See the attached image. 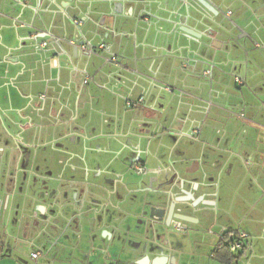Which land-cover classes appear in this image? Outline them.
<instances>
[{
	"label": "crops",
	"instance_id": "obj_1",
	"mask_svg": "<svg viewBox=\"0 0 264 264\" xmlns=\"http://www.w3.org/2000/svg\"><path fill=\"white\" fill-rule=\"evenodd\" d=\"M263 88L264 0H0V132L66 157L0 173V264H264Z\"/></svg>",
	"mask_w": 264,
	"mask_h": 264
},
{
	"label": "flooded vegetation",
	"instance_id": "obj_2",
	"mask_svg": "<svg viewBox=\"0 0 264 264\" xmlns=\"http://www.w3.org/2000/svg\"><path fill=\"white\" fill-rule=\"evenodd\" d=\"M12 141L13 143L11 140L8 142L10 147L6 143L2 148L0 147V157H5L4 160L0 159V173L5 174V183L9 185L15 172L32 173L31 179L36 181L34 183L36 188L47 194L51 188L52 174L55 170L52 144L42 140V143L31 146L25 141ZM32 149L35 150L34 153H30ZM6 151L9 152L7 156Z\"/></svg>",
	"mask_w": 264,
	"mask_h": 264
},
{
	"label": "rangeland",
	"instance_id": "obj_3",
	"mask_svg": "<svg viewBox=\"0 0 264 264\" xmlns=\"http://www.w3.org/2000/svg\"><path fill=\"white\" fill-rule=\"evenodd\" d=\"M263 90H264V88H263ZM262 97V100H264V95L263 96H261ZM233 98H237V95L235 96V97H233ZM243 99H245V98H243ZM249 100V99H248ZM246 102V101H245ZM231 110H232V112H233V115H232V120H233V122H236V121H238L239 119L237 118V114H239L240 115V112H241V110H242V108L240 107V106H238L237 104H233L232 105V107H231ZM246 115H247V112L245 113ZM12 131H15V130H12ZM0 138L4 141V143H6L7 145H8V143L7 142H9V140H11L10 139V137H8V136H6V133H5V131L3 130V131H1L0 132ZM106 141V140H105ZM12 143H13V141H11ZM1 143H2V141H1ZM127 143L130 145V147H132V148H136V149H138V147L141 145V147L142 148H144V149H146V141L145 140H139V139H136V138H130L128 141H127ZM139 143H141V144H139ZM4 145V144H3ZM154 145H156V142H155V144H153V150L155 149V147H154ZM9 147H10V144L8 145ZM105 146H108L107 144H105ZM80 149L79 148H76V151H79ZM130 150V151H129ZM126 149V151H124V153L122 154V157L123 156H130V161H131V163H128L129 165H130V169H128L127 168V170H128V172H129V176H130V178L132 179V180H134V181H136L137 182V184L142 180V178L140 177L141 175H137L135 172H134V170L132 171L131 169V166L134 164V165H136V164H139V163H137L136 161H137V159L136 158H138L137 157V155L136 154H134L133 152H131V149ZM8 153L9 152H7L6 151V156L8 155ZM59 158H61V160H62V163H60V164H58V168L57 167H55V170H60V168L62 169V168H65V164H66V157L65 156H63V155H60V156H57V157H55V159H57V160H59ZM142 158H146L145 157V155H142ZM129 159H127V160H129ZM144 161V160H143ZM124 163L125 162H119V163H116V164H114L113 166L116 168V166L117 167H119V168H121V169H123L124 168ZM24 177L21 175V172H15L14 173V176L10 179V181H9V187H10V190L12 189V196L10 195V198H11V200L13 201L14 200V198L16 197H19L20 196V193L17 195L16 193H17V191H19L21 188H23V185H24ZM33 183H36V181L35 180H33ZM35 185V184H34ZM36 189V191L35 192H37V191H39V188H35ZM23 190L24 189H22L21 190V192L22 193H24L23 192ZM38 193V192H37ZM39 194V193H38ZM0 207L2 208V210H0V223L2 222V223H4L5 224V220H7V219H14V214L12 213L11 214V208L7 211L6 210V207H8V205H6V199H4L3 201H2V203H0ZM2 215V216H1ZM13 221V220H12ZM6 231H7V229H5ZM209 230L207 229L206 231H204V229L200 232V234L199 235H201V236H204L206 239H208V240H210V239H214L213 238V236L212 235H210L209 234ZM32 236V234L30 235V237ZM122 236V235H121ZM123 236H124V234H123ZM136 237H130V239H129V241H131V240H136L135 239ZM121 239H124L123 237H121ZM130 244V243H129ZM121 260H123V259H121Z\"/></svg>",
	"mask_w": 264,
	"mask_h": 264
},
{
	"label": "built area",
	"instance_id": "obj_4",
	"mask_svg": "<svg viewBox=\"0 0 264 264\" xmlns=\"http://www.w3.org/2000/svg\"><path fill=\"white\" fill-rule=\"evenodd\" d=\"M75 23H79V21H75ZM72 44H74V42L72 41L71 42ZM44 45H46V43H44ZM80 47H81V49L83 50V51H85V52H93V49H92V47H90V46H88V45H85V44H81L80 45ZM101 48H103V46H101ZM112 60L113 61H116V58L115 57H113L112 58ZM211 73V70H208L207 72H205L204 74L205 75H209ZM236 82L237 83H241L242 81H241V78H239V77H237L236 78ZM168 90H171L170 88H168ZM44 97L45 96H42V98L44 99ZM143 98H140L139 100H138V102L137 103H142L143 102ZM137 103L135 102H131V101H129L128 102V106L129 107H133V106H136L137 105ZM134 170H135V173L136 174H138V175H142V174H144L145 173V171H146V168L145 167H143L142 165H136L135 167H134ZM247 237V234L246 233H242V234H240V236H239V238L238 239H236L232 244H231V246H230V250L232 251V252H235L236 250H238L241 246H242V240L244 239V238H246ZM33 258H37L38 256H39V253H34L33 255Z\"/></svg>",
	"mask_w": 264,
	"mask_h": 264
},
{
	"label": "water",
	"instance_id": "obj_5",
	"mask_svg": "<svg viewBox=\"0 0 264 264\" xmlns=\"http://www.w3.org/2000/svg\"><path fill=\"white\" fill-rule=\"evenodd\" d=\"M202 5H204L206 8L210 9V4L209 2L207 1H201ZM147 263V260L141 262V263H138L136 261L132 262V263H129V264H146Z\"/></svg>",
	"mask_w": 264,
	"mask_h": 264
}]
</instances>
